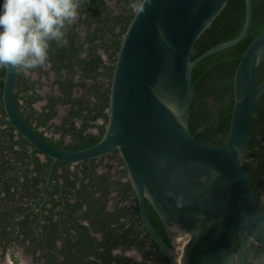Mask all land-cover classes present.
Returning <instances> with one entry per match:
<instances>
[{
    "label": "water",
    "instance_id": "1",
    "mask_svg": "<svg viewBox=\"0 0 264 264\" xmlns=\"http://www.w3.org/2000/svg\"><path fill=\"white\" fill-rule=\"evenodd\" d=\"M123 35L110 93L106 131L95 145L71 150L44 139L15 103L19 70L4 77V121L37 150L60 162L78 163L118 150L138 196L142 221L172 264H246L251 241L264 246V210L257 202L244 160L255 106L264 94L257 68L264 59V29L250 42L234 77L235 101L226 142L196 138L189 127L194 66L249 33L254 0H246L244 28L236 38L192 60L202 33L228 0H142ZM149 201L171 240L152 224ZM241 243L236 249L237 238Z\"/></svg>",
    "mask_w": 264,
    "mask_h": 264
},
{
    "label": "trees",
    "instance_id": "2",
    "mask_svg": "<svg viewBox=\"0 0 264 264\" xmlns=\"http://www.w3.org/2000/svg\"><path fill=\"white\" fill-rule=\"evenodd\" d=\"M106 0H85L83 6L80 9L81 14H87L90 21L87 22L89 26L93 22L99 26L94 32H89L87 38L81 39L76 31V24L72 25L68 31L67 39L69 44L64 48H57L55 43L52 44V50L50 52V58L59 62V69H69V59H73L75 55L79 54V49L76 48V43L79 41L78 46L82 47L87 42H95L97 38L102 40V44H95L90 48L91 62L88 66L90 69V75L95 78L99 75L98 69L102 65V58L97 54V46L103 45L110 52L111 60L115 61L119 48H121L122 38L128 29L133 17L136 12L132 9L131 5L134 3H141L142 0H117L119 4H122V11L115 14L113 9L109 8L105 4ZM3 4V0H0V5ZM247 14V3L246 0H228V3L220 14L214 19L210 26L202 33L197 40L193 53L192 60L196 59L202 53L208 49L219 45L221 43L230 41L239 36L244 28ZM264 29V0H254V16L248 35L239 43L218 50L200 62H198L193 70L191 76L192 86V108L189 120V127L192 134L205 142L222 145L226 142L231 122V114L235 101L234 93V77L236 69L242 58L243 53L250 44V42ZM56 48V49H55ZM55 49V55L54 50ZM71 63V62H70ZM72 65V64H70ZM107 75L110 80L113 78L114 66L105 65ZM7 69H0V114L6 116V111L3 102V88H4V77L6 76ZM103 74V73H102ZM257 83L260 84L264 80V59L260 63L256 72ZM69 82V81H68ZM63 87L69 84L62 83ZM31 85L27 84L24 74L21 72L20 79L17 85L15 94V103L18 111L24 116L22 105L19 102L24 95H29L31 98L33 94H28L31 89ZM110 93L111 87L105 88L99 96L100 107L98 103L84 102L82 108H86L88 113L86 115L81 114V110L78 112L80 116H84V119L88 121L85 128L76 130L73 125L69 128V120H67L60 129L62 130L61 139L53 140L50 137L44 135L42 131L37 132L53 145L71 149L79 150L95 145L101 140L105 131L106 124L97 125L92 123L99 116H103L108 121L109 113L105 112V108L110 107ZM69 94V93H68ZM66 102V101H65ZM68 102V100H67ZM54 103L47 106L48 111L42 113L39 117V123L46 125L51 118L56 115L54 110ZM95 111V113H93ZM27 122L32 123L26 118ZM5 124L0 121V125ZM68 125V127L66 126ZM90 126L98 127V133H85V129ZM73 133V141L67 143L65 136ZM29 142L21 135L16 134L14 127L8 125L6 128L0 127V200L9 203L7 205L11 209L8 211V215L11 218L6 225L2 226L3 237H9L7 244L12 241V235L18 228L20 232L29 239L30 242L36 244L37 235L39 233H51L56 235L58 228L65 227V224H59L53 221L52 216L45 215L47 222L41 225L42 230L36 231L37 225L30 220L31 217L36 218L30 211L29 206L19 205V202H28L31 199H38L41 194L40 189L36 188V184L41 180H45L44 177L39 178L32 176L39 167V158L37 154L39 151H31ZM118 153L117 150H114ZM15 154L18 159L26 164V167L18 168L11 160L10 157L5 159V155ZM34 154L33 163H36L35 168L29 166L30 154ZM51 160V159H50ZM96 159H91L80 163L82 165L81 172L83 174L82 187L83 193L77 194L81 199H77L75 202L69 201V229L66 228L65 232L69 234V241L67 243V250H69L68 256H66L64 264H130L129 258L114 257L111 254V249L115 246L123 244L125 246H131L137 244L144 246L147 240L140 239V230L137 231L139 225L142 223L139 207L133 208H119L114 212H108L105 210L107 195L111 185L121 186L123 200L128 196V191L131 190L130 181L123 182L121 180L111 181L108 173H99L97 171L98 163ZM121 163L124 165L123 160L120 158ZM51 161L47 164H42L40 170L42 176L47 173ZM71 163H60L53 176L54 179H58L63 176L64 179L69 182V187H75L79 179V173L68 172L61 175L57 172L59 166H68ZM244 166L247 169L254 191L260 190L264 187V94L258 100L252 120L251 136L249 142V152L244 160ZM110 168V167H109ZM46 170V171H45ZM68 170V169H66ZM122 176L127 175V169L120 170ZM67 175H69L67 179ZM72 176L74 178H72ZM87 181H86V180ZM82 192V191H79ZM101 192V197H97L96 193ZM2 193H4L2 195ZM19 196V198H18ZM26 198V199H25ZM104 198V200H103ZM88 204V211L84 213V217H87L91 222L96 225L95 221L100 222L97 224V228H102L113 237V240L108 239L105 241L106 251L102 253L100 257H88L93 250V242L88 232V227L80 222V218L77 216V211L82 205ZM261 208L264 210V206L259 203ZM148 214L152 224L158 230L160 235L171 245V240L168 237L165 226L154 209L152 204L147 201ZM137 212V218L134 213ZM19 214H24L23 220H17ZM126 217L127 222L129 220H137L138 224L130 228H126L127 222H121L120 218ZM8 228H10L8 230ZM136 228V229H134ZM147 232V231H146ZM134 234L135 237H130ZM87 236L85 239L83 236ZM149 237V232L146 234ZM76 237L75 239L73 238ZM114 236H119V241H114ZM48 241V245L53 242ZM241 238H237L236 249L239 248ZM88 244V247H85ZM152 249L148 251V255L152 254L156 264H172L171 260L164 254L159 248L157 243L152 239ZM264 250V246L259 245L252 241L251 247L249 248L248 256L246 257V264H251L250 253L255 251L258 253L259 249ZM33 252H35L33 250ZM261 253H259L260 255ZM258 255V257H259ZM51 260L57 261V256L51 255Z\"/></svg>",
    "mask_w": 264,
    "mask_h": 264
},
{
    "label": "flooded vegetation",
    "instance_id": "3",
    "mask_svg": "<svg viewBox=\"0 0 264 264\" xmlns=\"http://www.w3.org/2000/svg\"><path fill=\"white\" fill-rule=\"evenodd\" d=\"M105 4L109 8L113 9L115 14L122 11L121 8L122 4H119L117 0H106ZM89 21L90 19L87 16V14L80 13V18L76 21L75 24H76L77 34L80 36L81 39L87 38L89 36L88 35L89 32H94V30L99 26L95 22H93L92 25L89 26L87 23ZM101 42L102 40L100 38H97L95 42L93 43L87 42L82 47H79L78 46L79 41H78L75 45L76 48L79 49V54L75 55L73 59H69V69L67 68L59 69L58 64L60 63L58 61L55 62L56 59L53 60L50 58V62L48 66L45 68H37L29 71L19 70L18 82L20 79V74L22 72L27 81V84L31 85L32 87L29 90L28 94L34 93V96L32 98L29 95L23 94V97L19 99L20 104L23 106L22 110L24 116L21 113L20 114L22 115V117L25 119L26 122H27L26 118H28V120L32 123V125H30L28 122L27 123L33 129H35L36 131L37 130L42 131L45 136L50 137L53 140L57 141L62 137V130L60 129V127L67 120H69V123L67 122V124H69V128L72 127V125L76 130L85 128V125L88 121L84 119V116L82 115L80 116L78 112L81 110L80 113L83 115H86L88 113L86 108H82V106H84V102H86V104L90 101L93 103H98V106L100 107V100H99L100 95L98 94L104 92L106 87L108 86L111 87L112 79H113L111 78L110 80V78L107 75H104V73L106 72L105 65L108 66L113 65L115 70V65L119 54L118 52L116 60L112 61L110 55L111 50L110 52L107 51V48L103 45L97 46L96 52L102 58V65L98 69L99 75L96 78L94 76H91L90 69H88L89 68L88 63L91 62V57L89 56V53L91 52L90 48L95 44H100ZM55 49L53 50L54 55L56 54ZM66 82L69 84V92H67L68 86L65 85L63 87L62 84ZM52 103L55 104L54 110L56 112V115L53 118H51L46 125L40 124L38 120L40 115L45 111H48L49 108L47 106H49ZM109 108H105L104 111L109 113ZM93 113H95V111ZM1 117H6V116L0 114V118ZM4 123L5 124L0 125L1 128H6L8 125H10L7 122ZM92 123H95L97 125L106 124L107 127L108 121H106V119L103 116H99ZM66 126L68 127V125ZM98 131L99 129L96 126H90L85 129V133H98ZM15 133L18 135L21 134L16 129H15ZM65 140L67 143L68 142L71 143L73 141V133L69 132V134L65 136ZM30 147L32 152L35 151L31 144ZM9 157L10 160L15 165H17L19 169L22 167H26V164H23V161L18 159V156H16L15 154L10 153L8 155H5L4 158L7 159ZM37 157L39 158V167L36 170H34V172L31 173V175L39 178L42 177L45 178V180L43 181L40 180L36 184V188L40 189L39 193L41 194V196H39L38 199H36V201H34L35 200L34 198L28 201L27 203L21 201L19 202V205H22L24 207L29 206L30 207L29 212H32L35 216H37L36 218L31 217L30 220L34 222V225H37L36 231L38 232L42 230L41 225L47 222V219H45L44 217L45 215L52 216L54 222L59 224H65V227L58 228V233L56 235H53L51 233H47V234L39 233L37 235L36 244L30 242L29 239H27V237L23 234V232H20L18 228L12 235H10L12 237L11 243L7 244L9 237L2 236L3 235L2 226L6 225L7 222L11 220L9 216H6L8 215V211H10L9 209L11 208L7 206L9 205V203L0 200V264H10L9 261H12L10 260L11 258L10 256L13 250L17 251L20 261L24 260L25 262H27V264L28 263L29 264H64L63 262L65 261L66 256H68L69 254V250H67V243H66L69 241V234L65 232V229L66 228L69 229V201L75 202L77 199H81L77 194L83 193V187H82L83 174L81 172L82 165H80V163L82 162L71 163L68 166V168H65V166L58 167L57 172L61 175L67 173V171L72 173H76V172L79 173L80 176L77 185L75 187H69V182H67L63 176L53 180L56 167L60 163H69V162L58 163L55 166V169L50 177V170L53 165L54 159L41 152L37 154ZM120 158L122 159L119 151L118 153H115L114 150L106 155L95 158L96 159L95 162L98 163V167L96 169L99 173L102 174L108 173L110 175L111 181H118V180H121L123 182L130 181L132 187L131 190L128 191V196H126V199L123 200L121 186H117V185L110 186L109 188L110 190L107 195V199H106L107 202L105 206V210H107L108 212H114L119 208H133L137 206L139 207L138 196L130 179L128 170L126 176H122V174L120 173L121 169H124V167L126 168L125 163L123 165L120 161ZM33 159H34V154L32 153L30 154V158H29V166L32 169L35 168L37 165L36 163H33ZM49 161H51L49 169L47 173L45 172V174L42 176V172L39 168L42 164L49 163ZM68 177L69 175H67V179ZM72 178L74 177L72 176ZM3 194L4 193H2V195ZM255 195L257 202L261 203L264 206V187H262L258 191H255ZM96 196L98 198L101 197V192H97ZM87 211H88V204L86 203H84L82 207L77 211V216L80 218L79 219L80 222L88 227V232L93 242L92 244L93 250L87 256L91 258L100 257L103 255L102 253L106 251V245L104 244L105 241H107L108 239L113 240V237L107 235L104 229L99 227L97 228V224H100V222L95 221L96 225H94L91 222V220H89L87 217H84V213ZM147 212H148V208H147ZM139 213H140V209H139ZM134 216L137 218V212L134 213ZM23 219H24V214H19L17 220L21 221ZM120 221L122 223L127 222V218L121 217ZM141 221H142V217H141ZM137 224H138L137 220H129V222L126 223L125 227L131 229L132 225L136 227ZM9 229L10 228H8V230ZM138 230H140V239H144V237L146 236L145 239L147 240V243H145L144 246H139L137 244H132L131 246H125L123 244H120L111 249V254L114 257L125 256L129 258L130 264H156L153 255L152 254L148 255V251H150L153 248L152 247L153 238L150 235V233H149V237L146 235L148 230L144 226L143 221L139 225V228H137V231ZM83 237L85 239L87 236L85 235ZM130 237H135V235L131 234ZM73 238L75 239L76 237L73 236ZM119 239H120L119 236H114V241H119ZM47 240L53 243L48 245ZM251 243L252 241L249 243V246L247 248L246 257L248 256ZM88 246L89 245L86 244L85 247ZM33 250L35 252H33ZM259 253H264V250L260 248L258 253H256L255 251L250 253L249 254L250 260L258 257ZM51 255L57 256V261L51 260L52 258L50 257Z\"/></svg>",
    "mask_w": 264,
    "mask_h": 264
},
{
    "label": "clouds",
    "instance_id": "4",
    "mask_svg": "<svg viewBox=\"0 0 264 264\" xmlns=\"http://www.w3.org/2000/svg\"><path fill=\"white\" fill-rule=\"evenodd\" d=\"M85 0H3L0 5V69L29 71L45 68L52 44L67 47L68 31L80 18ZM132 9L140 13L143 3ZM231 264H241L233 256ZM251 264H264V253Z\"/></svg>",
    "mask_w": 264,
    "mask_h": 264
},
{
    "label": "rangeland",
    "instance_id": "5",
    "mask_svg": "<svg viewBox=\"0 0 264 264\" xmlns=\"http://www.w3.org/2000/svg\"><path fill=\"white\" fill-rule=\"evenodd\" d=\"M11 258H10V260H12V261H9V263L10 264H27V262H25L24 260H21L20 261V259H19V257H18V253H17V251H12L11 252V256H10ZM29 264V263H28Z\"/></svg>",
    "mask_w": 264,
    "mask_h": 264
}]
</instances>
